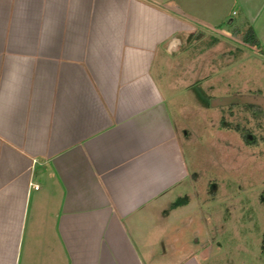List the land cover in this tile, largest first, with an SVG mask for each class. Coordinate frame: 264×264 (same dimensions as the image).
Returning <instances> with one entry per match:
<instances>
[{"label": "crops", "instance_id": "obj_1", "mask_svg": "<svg viewBox=\"0 0 264 264\" xmlns=\"http://www.w3.org/2000/svg\"><path fill=\"white\" fill-rule=\"evenodd\" d=\"M227 4L0 0V264H202L164 73L205 27L264 48V0Z\"/></svg>", "mask_w": 264, "mask_h": 264}, {"label": "rangeland", "instance_id": "obj_2", "mask_svg": "<svg viewBox=\"0 0 264 264\" xmlns=\"http://www.w3.org/2000/svg\"><path fill=\"white\" fill-rule=\"evenodd\" d=\"M228 2L224 10H237L231 17L239 23L238 0ZM202 28L205 36L194 32L183 51L185 63L178 57L164 73L173 83L167 102L192 178L178 188V213L193 212L183 215L185 236L197 240L191 236L190 246L204 244L202 264H264V48L241 40L242 25L235 33L230 27L228 38L215 26Z\"/></svg>", "mask_w": 264, "mask_h": 264}, {"label": "trees", "instance_id": "obj_3", "mask_svg": "<svg viewBox=\"0 0 264 264\" xmlns=\"http://www.w3.org/2000/svg\"><path fill=\"white\" fill-rule=\"evenodd\" d=\"M233 32L235 33L236 30H233ZM239 37L241 38L242 41L247 42L249 44H257V40L255 39L252 30L250 29V27H246L242 33H239ZM253 105V104H251ZM247 133V130L244 129V132L242 133V136L245 138V134ZM260 244H261V249L260 252L261 254L264 256V233L261 236L260 239Z\"/></svg>", "mask_w": 264, "mask_h": 264}, {"label": "built area", "instance_id": "obj_4", "mask_svg": "<svg viewBox=\"0 0 264 264\" xmlns=\"http://www.w3.org/2000/svg\"><path fill=\"white\" fill-rule=\"evenodd\" d=\"M232 12H233V10H232ZM35 187V186H34Z\"/></svg>", "mask_w": 264, "mask_h": 264}]
</instances>
